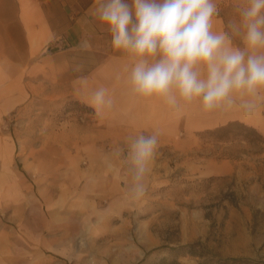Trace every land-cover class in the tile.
<instances>
[{
	"label": "rangeland",
	"instance_id": "374dc122",
	"mask_svg": "<svg viewBox=\"0 0 264 264\" xmlns=\"http://www.w3.org/2000/svg\"><path fill=\"white\" fill-rule=\"evenodd\" d=\"M92 117L40 95L0 114V264H264V137L233 127L194 151L158 146L136 200L113 146L110 167L92 164ZM227 159L230 173L202 172Z\"/></svg>",
	"mask_w": 264,
	"mask_h": 264
},
{
	"label": "crops",
	"instance_id": "0c3cea01",
	"mask_svg": "<svg viewBox=\"0 0 264 264\" xmlns=\"http://www.w3.org/2000/svg\"><path fill=\"white\" fill-rule=\"evenodd\" d=\"M105 2L0 0V114L26 106L38 95L86 104L94 115L92 164L103 170L110 167L113 158L105 145L114 147L112 154L118 159L129 162L130 145L140 136L156 135L157 147L170 146L180 153L194 151L201 143V133L231 122L251 126L264 137V90L255 97L234 93L230 107L225 102L211 111L203 108L201 100L185 102L178 94L175 105L162 97L136 94L130 74L138 58L112 47L111 33L97 15L98 7ZM125 2L134 7L133 0ZM212 2L217 9L213 32L226 33L232 46L244 50L241 14L228 9L239 11L248 0ZM261 53L264 50H257ZM147 59L154 63L159 56ZM101 89L104 103L97 105L94 95ZM246 100L256 104L251 116H245L241 107ZM216 167L230 173L234 163L227 159L214 166L206 161L202 172L209 173ZM101 181L92 176V200L100 191Z\"/></svg>",
	"mask_w": 264,
	"mask_h": 264
},
{
	"label": "clouds",
	"instance_id": "9594fccd",
	"mask_svg": "<svg viewBox=\"0 0 264 264\" xmlns=\"http://www.w3.org/2000/svg\"><path fill=\"white\" fill-rule=\"evenodd\" d=\"M133 5L106 0L97 15L111 33L112 47L138 58L130 74L136 94L162 97L172 105L178 94L185 102L201 100L211 111L225 102L230 107L234 93L255 97L264 90V53L257 54L264 49V0H248L241 11L244 50L232 46L226 33L213 32L217 9L212 0H133ZM157 56L149 63L148 57ZM94 103H104L103 89L95 93ZM241 107L251 116L256 104L246 100ZM156 148V135L140 136L130 145V194L136 200L145 195Z\"/></svg>",
	"mask_w": 264,
	"mask_h": 264
},
{
	"label": "trees",
	"instance_id": "16d2710c",
	"mask_svg": "<svg viewBox=\"0 0 264 264\" xmlns=\"http://www.w3.org/2000/svg\"><path fill=\"white\" fill-rule=\"evenodd\" d=\"M73 100L74 101H78V100H75V99H73ZM78 102H80V101H78ZM80 103H82V102H80ZM84 105H86V104H84ZM87 107H89V106H87ZM90 110L92 111L91 108H90ZM92 114H93V111H92ZM233 127H237L238 129L243 130V131H250L252 134L256 135L258 138H262L260 133L255 128H253L251 126H247L246 124L241 123V122H231V123H228L227 125H224L222 127H218L216 129H213V130H210V131H213V132H215V131H224L225 132L226 131L227 132Z\"/></svg>",
	"mask_w": 264,
	"mask_h": 264
}]
</instances>
